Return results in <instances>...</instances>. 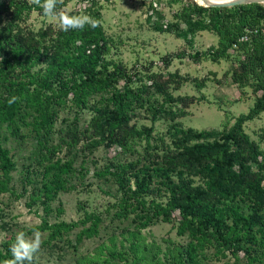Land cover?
<instances>
[{
	"label": "trees",
	"instance_id": "16d2710c",
	"mask_svg": "<svg viewBox=\"0 0 264 264\" xmlns=\"http://www.w3.org/2000/svg\"><path fill=\"white\" fill-rule=\"evenodd\" d=\"M96 4L90 0L82 14L91 9L88 15L100 20ZM176 4L181 6L165 24L157 4L149 5L153 15L147 21L154 15L158 20L152 29L189 41L197 32H210L216 46L188 57L231 62V83L256 95L248 112L230 126L197 131L181 125L197 98L176 93L189 81L201 89L205 79L153 71L152 64L134 71L111 57L116 44L101 26L65 32L43 21L35 29L27 21L34 13L45 18L39 6L29 0H0V195L25 197L28 207L42 208L40 225L26 233H47L42 244L50 250L58 249V241L76 228L74 249L112 229L109 245L103 242L96 249L107 250L105 259L96 254L78 259L79 264H200L209 249L214 250L212 258L264 264V130L259 141L245 132V123L264 113V5L214 8L194 0L168 2ZM185 55L163 56V69ZM12 96L19 99L9 105ZM142 115L149 126H138ZM159 121L167 125L165 134H155ZM22 127L33 133L34 157L12 184L16 163L1 132L23 138ZM100 148L115 150L102 165L94 157ZM126 154L130 158H121ZM90 170L114 187L115 201L102 213L83 207L78 221L50 223L51 203L75 189L73 177L83 179ZM159 223L171 225L186 240L173 243L167 253L160 251L162 258L159 246L146 243L142 235ZM112 224L117 229L126 225L119 247ZM8 226L3 222L0 231ZM15 237L12 233L0 243V262L11 258Z\"/></svg>",
	"mask_w": 264,
	"mask_h": 264
},
{
	"label": "rangeland",
	"instance_id": "374dc122",
	"mask_svg": "<svg viewBox=\"0 0 264 264\" xmlns=\"http://www.w3.org/2000/svg\"><path fill=\"white\" fill-rule=\"evenodd\" d=\"M30 1V0H29ZM96 9L100 12L101 27L106 35L110 37L116 44L111 57L114 60L121 61L128 67H134L144 71V68L153 65V71L166 73L176 72L182 77H187L189 80H203L204 87L198 89L195 83L191 81L184 83L180 91L176 94L194 96L197 101L188 110L187 116L181 119V125L184 128H191L197 131L202 130H219L223 126H230L234 119L241 114H246L252 107L256 95L250 89L244 88L243 91L238 89L230 81V72L234 65L231 62L221 61L218 64L212 63L210 60L202 59L195 62L189 54L195 52H204L217 44V38L210 32H197L192 41L189 37L185 39L182 36L169 33H159L152 29L153 22L158 21L157 18H151L147 21L148 15L152 14L149 5L156 6L159 12H162L164 19L162 24L170 22L172 15L178 11L181 4H176L170 7V0H160L162 5H158V0H94ZM184 2L185 0H181ZM196 1V0H195ZM197 2V1H196ZM199 3V2H197ZM200 4V3H199ZM264 5V4H262ZM90 6V0H68L63 7L69 13L76 15L82 14L86 8ZM92 10L89 9V12ZM153 15V14H152ZM43 21L52 23L56 26L58 22L52 17H39L37 14H32L27 21V24L37 29L42 26ZM186 54L181 59H174L171 66L163 69L161 58L169 54ZM242 92V93H241ZM203 98V99H201ZM199 99V100H198ZM62 116H67L66 114ZM88 118V115L85 117ZM84 121V119H83ZM138 126H149L150 122L140 116ZM61 123L58 121L57 126ZM167 125L162 121L155 124V134H165ZM264 130V113L256 119L245 123V132L251 139L259 141L258 136ZM3 146L9 151L10 156L16 163V170L12 173V184L16 183L21 176V171L31 164L35 151V138L33 133H29V128L22 127L20 136H12L5 129L2 130ZM264 149V144H261ZM65 153L63 148L59 154L60 157ZM115 150H103L100 148L94 153L95 159L99 165H102L105 159L113 157ZM128 157L129 154L121 155V158ZM93 158V157H92ZM71 184L75 186L74 190L62 192L51 203L53 213L50 215V223L55 221L75 222L82 218L83 207L88 210H96L103 212L107 206L115 201L114 187L106 185L103 179L93 175V170L83 178L79 179L76 176L71 179ZM18 192H20V184H16ZM26 198H16L9 193L0 195V211L2 212L3 222L8 223L10 228L0 231V243L9 237L10 234L19 231L27 232L31 227L39 226L41 216L44 215L42 208L35 211L26 205ZM61 206V212L56 213L55 209ZM0 218V224H2ZM109 219L104 221V226H108ZM116 231L117 247H119L121 228L126 225L119 226L109 225ZM79 229L76 228L68 234L64 241H58V249L50 250L49 247L41 244V248L37 253V264H79L78 259L83 257H91L96 254H101V258L106 257L107 250L102 249V253L96 251L100 244L105 242L109 245L108 237L112 229L100 231L98 237L84 239L77 249H74L75 234ZM32 233L30 234V236ZM47 233H41L42 241L47 238ZM143 240L146 243H155L159 246V254L167 253V248L173 247L174 244L182 245L186 242L184 238L176 236L175 230L171 225L159 223L158 225L142 230ZM128 243H126V246ZM214 250L206 251L207 257L201 260L200 264H242L241 259L235 261L232 256L226 258H212ZM241 258V255H239ZM150 260V258L148 259ZM87 264V263H84ZM151 264V263H150Z\"/></svg>",
	"mask_w": 264,
	"mask_h": 264
},
{
	"label": "clouds",
	"instance_id": "9594fccd",
	"mask_svg": "<svg viewBox=\"0 0 264 264\" xmlns=\"http://www.w3.org/2000/svg\"><path fill=\"white\" fill-rule=\"evenodd\" d=\"M30 3L39 6L45 17H52L58 22V27L67 32L69 29H83L85 25L91 28L101 26V22L88 14L73 15L65 8L58 9V5H63L64 0H30ZM19 98L12 96L7 103L12 105ZM42 244V236L39 231H34L32 235H28L25 231H19L16 234L14 242L11 244V258L5 259L0 264H34L37 253Z\"/></svg>",
	"mask_w": 264,
	"mask_h": 264
},
{
	"label": "water",
	"instance_id": "95a60500",
	"mask_svg": "<svg viewBox=\"0 0 264 264\" xmlns=\"http://www.w3.org/2000/svg\"><path fill=\"white\" fill-rule=\"evenodd\" d=\"M263 3L264 0H230V1H223L216 3L210 2L209 0H203V4H199V3L197 4L204 7L223 8V7H235V6H241L247 4H263Z\"/></svg>",
	"mask_w": 264,
	"mask_h": 264
},
{
	"label": "bare ground",
	"instance_id": "6f19581e",
	"mask_svg": "<svg viewBox=\"0 0 264 264\" xmlns=\"http://www.w3.org/2000/svg\"><path fill=\"white\" fill-rule=\"evenodd\" d=\"M200 4H203V0H196ZM210 2L216 3V2H223V1H230V0H209ZM264 4V3H263Z\"/></svg>",
	"mask_w": 264,
	"mask_h": 264
}]
</instances>
